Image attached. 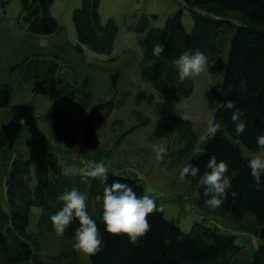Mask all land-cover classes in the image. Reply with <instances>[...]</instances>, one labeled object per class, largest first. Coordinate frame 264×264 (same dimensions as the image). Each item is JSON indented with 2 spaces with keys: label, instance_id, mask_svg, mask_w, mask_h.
I'll list each match as a JSON object with an SVG mask.
<instances>
[{
  "label": "trees",
  "instance_id": "trees-1",
  "mask_svg": "<svg viewBox=\"0 0 264 264\" xmlns=\"http://www.w3.org/2000/svg\"><path fill=\"white\" fill-rule=\"evenodd\" d=\"M181 1L182 7L173 11L162 26L152 22V17L157 18V14L148 13H142L137 23L128 26L131 32L142 36L139 75L159 95L177 98L189 97L195 89L193 78L179 81L178 72L172 63L184 51L199 48L208 56L209 69L221 71L222 81L213 87L214 95L221 104L232 100L237 108L243 110L246 128L237 135L231 119L234 109L221 106L217 111L222 122L221 130L203 138V150L188 159L200 161L202 171L212 154L228 163L232 188L228 190L229 194L220 208L238 221L248 214L255 216L254 233L259 243L248 264H264V191L255 188L251 171L246 166L251 156H246L242 151V145L252 151L261 150L256 138L264 132V0ZM8 2L0 0V6L6 7ZM54 2L21 0V15L31 33L49 36L63 29L52 13ZM100 4L101 0H82L73 10L76 48L81 53H84L85 47L99 54L112 55L114 52L120 26L114 17L103 20ZM185 10L191 14V28L184 25ZM162 42L166 43L165 54L156 57L153 47ZM227 49V59L224 60L222 54ZM241 79L246 82L243 89L239 86ZM44 82H41V87ZM88 85L89 78H85L81 91L65 90L44 115L56 134L70 131V125L61 116L81 95L78 104L85 118L82 127L85 147L92 145L94 136L112 110L125 103V98H111L91 104L93 95L87 89ZM11 100V86L2 84L0 105L8 106ZM148 122L149 118L143 117L142 123ZM159 124H169L172 130L181 124L195 136L193 122L190 119L182 120L177 114L162 116ZM10 136L7 126L0 125V156L10 154ZM31 139L28 137L27 142H31ZM62 139L69 146L78 147L76 138L69 141L68 136L64 135ZM30 156L17 148L5 173L0 175V264H67L42 259L33 246L28 228L32 207L40 206L42 213L39 225L55 231L51 215L63 206L64 202L59 196L73 187L87 194V211L97 220L103 238L101 249L89 254L91 264H241L235 262L236 256L244 249V245L237 240V233L220 231L217 226L198 221L189 231H185L175 219L166 216L158 198L156 203L159 210L148 216L149 231L135 243L129 241L126 233L105 231L101 221L102 201L96 199L98 194L103 193L104 183L98 178L85 176L86 165L77 173L67 172L57 156L49 152L46 158H38L33 168ZM79 161L92 163L82 156ZM108 171V183L117 178L111 174L117 173L119 178H128V183L133 185L138 195L145 192L151 194L139 177ZM185 176L198 189L199 204L206 207L203 195L205 186L199 176L191 172ZM233 191L235 195H232ZM78 224V219L71 222L64 234L74 238Z\"/></svg>",
  "mask_w": 264,
  "mask_h": 264
},
{
  "label": "rangeland",
  "instance_id": "rangeland-1",
  "mask_svg": "<svg viewBox=\"0 0 264 264\" xmlns=\"http://www.w3.org/2000/svg\"><path fill=\"white\" fill-rule=\"evenodd\" d=\"M81 2L55 0L52 13L63 29L49 36L28 30L21 15V0H9L6 7L0 6V86L9 84L12 89L11 103L0 105V125H6L11 132V152L0 156V175L5 173L17 148L31 155L33 168L38 158H46L49 152L57 156L67 172L73 173L85 168L80 156L92 163L104 161L109 165L108 170L139 177L146 190L159 199L166 216L175 219L185 231L198 221L217 226L220 231L237 233L244 249L235 262L248 264L259 243L254 233L255 216L248 214L238 221L220 207L200 205L198 189L180 171L184 161L203 150L202 132L208 124L207 113L214 110V103H221L213 92V87L222 81L221 71H211L207 63L205 70L193 78L192 95L177 98L159 95L139 75L142 36L131 32L128 26L137 23L142 13L157 14L152 22L162 26L173 11L182 7V1L101 0L103 20L114 17L120 26L112 55L95 53L87 47L81 53L76 48L72 14ZM184 25L187 28L193 25L189 10H185ZM227 55L228 49L222 54L224 60ZM113 57L117 59L112 60ZM85 78H89L87 89L93 95L91 104L125 98V103L105 118L88 147L83 145L85 118L78 104L81 95L61 116L70 125V131L56 134L44 118L65 90L81 91ZM181 111L195 113L190 119L195 136L181 124L173 130L169 124H159L162 116ZM145 116L149 118L147 124L142 123ZM64 135L69 141L76 138L78 147L69 146L62 139ZM28 137H32V143L27 142ZM156 143L167 149L163 161L157 160L152 150ZM242 151L246 156L264 154V149L252 151L244 145ZM41 213L42 207H32L28 228L39 256L67 264H91L89 254L73 248L74 238L57 235L39 225Z\"/></svg>",
  "mask_w": 264,
  "mask_h": 264
},
{
  "label": "clouds",
  "instance_id": "clouds-1",
  "mask_svg": "<svg viewBox=\"0 0 264 264\" xmlns=\"http://www.w3.org/2000/svg\"><path fill=\"white\" fill-rule=\"evenodd\" d=\"M166 43H157L153 47V54L160 57L165 54ZM178 72L179 81L188 78H195L203 72L208 63V56L199 48L186 50L172 61ZM246 82L241 79L239 86L243 89ZM232 87V85H229ZM223 106L227 109H234L231 119L235 124L234 131L237 135L246 128V121L243 119V110L236 107L232 100L221 103H214V110L207 113L208 124L202 132V137L207 138L215 135L221 130L222 122L217 116V111ZM182 120H189L195 113L188 111L176 112ZM256 142L261 149H264V132L260 133ZM156 159L163 161L167 151L163 144L152 145ZM246 166L251 171V176L255 181V188L264 191V154H256L247 159ZM109 165L104 161L95 163L86 162L85 176L98 178L104 183L103 193L98 194L96 199L102 201L101 221L104 230L120 234L126 233L130 242L135 243L140 237L147 234L150 229L148 220L149 214L159 210L156 203L157 197L147 192L137 194L132 184L128 183V178L109 180ZM200 161L187 159L180 165L183 175H198L200 182L205 186L203 195L204 203L212 209L220 207L232 188V180L228 175L229 166L223 159H217L215 154L208 157L204 170H201ZM235 195V191L232 192ZM87 194L73 187L59 196L63 201V206L51 215V221L57 235H63L66 228L74 220L79 221L74 233L73 248L78 252L94 254L101 249L103 238L98 228L97 220L93 219L87 211Z\"/></svg>",
  "mask_w": 264,
  "mask_h": 264
},
{
  "label": "built area",
  "instance_id": "built-area-1",
  "mask_svg": "<svg viewBox=\"0 0 264 264\" xmlns=\"http://www.w3.org/2000/svg\"><path fill=\"white\" fill-rule=\"evenodd\" d=\"M89 161V160H88Z\"/></svg>",
  "mask_w": 264,
  "mask_h": 264
}]
</instances>
